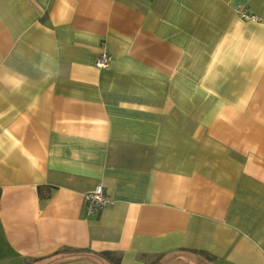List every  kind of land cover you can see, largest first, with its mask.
Wrapping results in <instances>:
<instances>
[{
	"label": "crops",
	"instance_id": "crops-1",
	"mask_svg": "<svg viewBox=\"0 0 264 264\" xmlns=\"http://www.w3.org/2000/svg\"><path fill=\"white\" fill-rule=\"evenodd\" d=\"M103 252L264 264V0H0V264Z\"/></svg>",
	"mask_w": 264,
	"mask_h": 264
},
{
	"label": "built area",
	"instance_id": "built-area-1",
	"mask_svg": "<svg viewBox=\"0 0 264 264\" xmlns=\"http://www.w3.org/2000/svg\"><path fill=\"white\" fill-rule=\"evenodd\" d=\"M236 13L244 20L255 21L258 19L256 15L248 14L242 8H237ZM110 60V54L105 49H103L98 54L95 65L98 67H107L110 63ZM111 202V199L103 192L101 185H97L95 189L84 195V208L87 213H94L101 207L110 204Z\"/></svg>",
	"mask_w": 264,
	"mask_h": 264
},
{
	"label": "trees",
	"instance_id": "trees-1",
	"mask_svg": "<svg viewBox=\"0 0 264 264\" xmlns=\"http://www.w3.org/2000/svg\"><path fill=\"white\" fill-rule=\"evenodd\" d=\"M40 191V190H39ZM101 255L106 258L107 260L111 261L113 264H118L119 257L111 252H103ZM27 264V263H25Z\"/></svg>",
	"mask_w": 264,
	"mask_h": 264
}]
</instances>
